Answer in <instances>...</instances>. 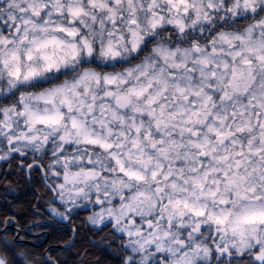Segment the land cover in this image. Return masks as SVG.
<instances>
[{"label": "snow or ice", "instance_id": "snow-or-ice-1", "mask_svg": "<svg viewBox=\"0 0 264 264\" xmlns=\"http://www.w3.org/2000/svg\"><path fill=\"white\" fill-rule=\"evenodd\" d=\"M0 169V264H264V0H0Z\"/></svg>", "mask_w": 264, "mask_h": 264}, {"label": "clouds", "instance_id": "clouds-1", "mask_svg": "<svg viewBox=\"0 0 264 264\" xmlns=\"http://www.w3.org/2000/svg\"><path fill=\"white\" fill-rule=\"evenodd\" d=\"M191 17H189V20ZM214 25L219 27V26H225L227 27L228 25H231L233 29L235 28H242L245 25V21H239V22H233L231 20L227 21V24L225 23L224 19L217 18L214 22ZM203 27L206 29V32L204 33V38L205 40L211 36L212 31L211 28L212 26L210 25H203ZM191 35H196L199 37V29L195 33H192ZM167 33H163L160 35L156 36V41L157 42H165V43H172L175 44L176 41H168L166 39ZM257 38H259L257 36ZM202 43L204 42L203 40L201 41ZM145 57H147L150 61H153L155 63V67L159 69L161 67V62L155 54L152 53L151 51V45L146 47L144 49L143 54H133L132 56H127L125 59L120 60V61H110L105 64L103 61H99L100 64V70L102 71H109V72H123L125 68L128 67H135L137 64H142ZM78 70V69H77ZM72 69H69V72H72Z\"/></svg>", "mask_w": 264, "mask_h": 264}, {"label": "trees", "instance_id": "trees-1", "mask_svg": "<svg viewBox=\"0 0 264 264\" xmlns=\"http://www.w3.org/2000/svg\"><path fill=\"white\" fill-rule=\"evenodd\" d=\"M7 171V169H1L0 172ZM10 179H14L19 181L21 184L23 181L19 176L13 175ZM5 193V184L3 181H0V204L4 205L5 201L2 198ZM9 200L11 196L8 197ZM82 223V222H79ZM82 226V225H81ZM98 236H91L89 232L85 233V228L82 226V231L80 233V242L76 249L70 252H64L60 257L62 264H80L81 259L88 262V264H98L99 261L104 260L103 252L94 247L89 241L97 240ZM60 249L63 251V244L58 245ZM87 250V254H85L84 250Z\"/></svg>", "mask_w": 264, "mask_h": 264}, {"label": "flooded vegetation", "instance_id": "flooded-vegetation-1", "mask_svg": "<svg viewBox=\"0 0 264 264\" xmlns=\"http://www.w3.org/2000/svg\"><path fill=\"white\" fill-rule=\"evenodd\" d=\"M0 170H1V169H0ZM2 198H3V196H2ZM8 199H9V198H8ZM0 206H3L2 203L0 204ZM82 220H83V217H81V220L78 221V223H79V222H82ZM81 225H82V223H81ZM87 232H88V230L85 228V233H87Z\"/></svg>", "mask_w": 264, "mask_h": 264}]
</instances>
